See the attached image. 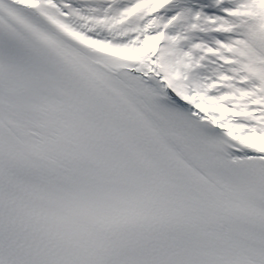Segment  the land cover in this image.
Segmentation results:
<instances>
[{
	"label": "snow or ice",
	"instance_id": "obj_1",
	"mask_svg": "<svg viewBox=\"0 0 264 264\" xmlns=\"http://www.w3.org/2000/svg\"><path fill=\"white\" fill-rule=\"evenodd\" d=\"M0 264H264V0H0Z\"/></svg>",
	"mask_w": 264,
	"mask_h": 264
}]
</instances>
